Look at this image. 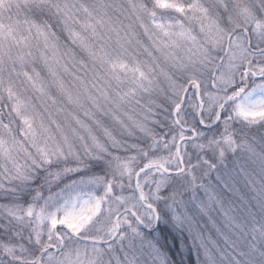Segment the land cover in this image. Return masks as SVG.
Segmentation results:
<instances>
[{"label": "snow or ice", "instance_id": "6c2138e0", "mask_svg": "<svg viewBox=\"0 0 264 264\" xmlns=\"http://www.w3.org/2000/svg\"><path fill=\"white\" fill-rule=\"evenodd\" d=\"M23 7L0 22V264H264V0Z\"/></svg>", "mask_w": 264, "mask_h": 264}, {"label": "rangeland", "instance_id": "374dc122", "mask_svg": "<svg viewBox=\"0 0 264 264\" xmlns=\"http://www.w3.org/2000/svg\"><path fill=\"white\" fill-rule=\"evenodd\" d=\"M24 3L25 0H12L11 7L8 10L0 11V22L7 24L9 22L15 23L17 20H22L27 14V9L23 7ZM17 4L20 5L19 8Z\"/></svg>", "mask_w": 264, "mask_h": 264}]
</instances>
